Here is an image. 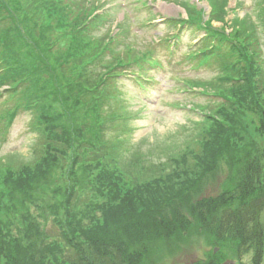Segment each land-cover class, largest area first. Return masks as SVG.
<instances>
[{"label": "trees", "instance_id": "16d2710c", "mask_svg": "<svg viewBox=\"0 0 264 264\" xmlns=\"http://www.w3.org/2000/svg\"><path fill=\"white\" fill-rule=\"evenodd\" d=\"M91 2L0 0V120L5 129L25 113L36 138L30 160L0 162V264H145L159 246L172 252L174 238L194 230L218 251L178 264H221L249 253L259 264L264 0L230 20L228 0H207L206 20L202 9L183 4L187 18L179 23L204 34L185 57L195 66L220 62L222 73L185 80L211 102L192 104L198 121L174 153L141 166L136 153L122 162L124 141L103 131L121 119L119 69L133 75L134 66L159 62L130 44L92 43L104 15ZM123 164L131 179H123ZM216 176L214 195L197 197ZM47 216L54 226L46 230L38 217Z\"/></svg>", "mask_w": 264, "mask_h": 264}, {"label": "rangeland", "instance_id": "374dc122", "mask_svg": "<svg viewBox=\"0 0 264 264\" xmlns=\"http://www.w3.org/2000/svg\"><path fill=\"white\" fill-rule=\"evenodd\" d=\"M99 9L95 13L101 12L103 20L99 21L98 31L91 35L92 43L106 44L108 41L117 43L120 48L124 45L132 46L141 51L154 50V57L161 62L160 68H152L150 63L143 64L142 69L133 67V75L130 70L119 69L122 74L117 79L123 95V107L117 110V115L121 119H116L114 124H110L105 132L109 138L119 137L124 141L120 150L122 162H126L136 153L137 163L135 166L146 164V160L157 163L164 161L167 154L174 153L175 149L182 145L183 140L193 134L195 122L198 121L199 114L196 110H191L189 103L199 101L201 103L211 102L206 96L198 97L191 94V89L181 90V77L195 79L197 76L205 78L215 77L222 73L220 62L213 61L214 64H204L197 71L189 69L188 64L183 59V52L191 49V44L196 43L200 37L199 31L184 30L177 32L178 46H171L173 40L164 41L158 38L174 33L175 28L167 27L165 21L167 17H185L183 4L197 3L203 10L204 16L209 12L206 0H90ZM147 1L150 9L147 10L144 2ZM248 4V0H244ZM142 2V3H141ZM231 2V5H233ZM83 3V0H82ZM244 2H241V4ZM251 3V0H250ZM238 4V9L234 14L230 13L225 20H230L233 15L244 16L247 11ZM125 16V18H124ZM121 21L116 26L115 23ZM217 28L220 21H214ZM170 28V29H169ZM229 30V28H227ZM198 36V37H197ZM119 49L118 51H120ZM171 52H173L171 54ZM264 56V51L262 52ZM152 63V61H151ZM151 69V70H150ZM136 73H135V72ZM195 77V78H194ZM204 78V79H203ZM4 107L0 104V111ZM114 109L112 108V111ZM29 117L25 113L18 114L8 128L3 127L4 121L0 120V162L5 165L15 166L17 163L30 160L33 157L31 149L36 141L35 133L29 128ZM5 130V131H3ZM3 131V132H2ZM195 132V131H194ZM114 145V144H113ZM117 160L118 157H116ZM124 180L131 177L127 174L128 166H121ZM138 171L141 172L139 169ZM223 175V171L219 172ZM219 176L213 178L208 185H205L196 195L197 197L214 195L217 188ZM80 198V209L84 210L82 204L86 201L89 191L84 190ZM33 207H29L30 212H35ZM39 213V211H38ZM45 215L46 211H42ZM52 216L40 220L46 230L54 226ZM260 220L264 229V211L260 215ZM176 239L172 252L160 247L145 260V264H178L189 263L204 259L209 251L216 253L218 248L208 243L210 238L206 237L202 230L194 232L182 241ZM215 250V251H214ZM241 260L226 258L221 264H253L251 253L241 257ZM259 264H264L263 255Z\"/></svg>", "mask_w": 264, "mask_h": 264}]
</instances>
